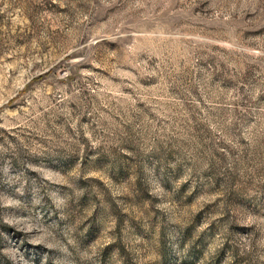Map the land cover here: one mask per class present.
Wrapping results in <instances>:
<instances>
[{
  "label": "rangeland",
  "instance_id": "374dc122",
  "mask_svg": "<svg viewBox=\"0 0 264 264\" xmlns=\"http://www.w3.org/2000/svg\"><path fill=\"white\" fill-rule=\"evenodd\" d=\"M0 264H264V0H0Z\"/></svg>",
  "mask_w": 264,
  "mask_h": 264
}]
</instances>
